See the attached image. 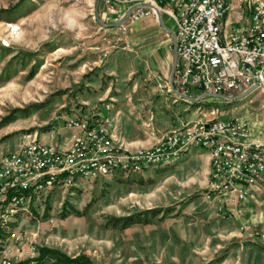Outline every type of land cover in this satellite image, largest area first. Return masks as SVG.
<instances>
[{
	"label": "rangeland",
	"instance_id": "374dc122",
	"mask_svg": "<svg viewBox=\"0 0 264 264\" xmlns=\"http://www.w3.org/2000/svg\"><path fill=\"white\" fill-rule=\"evenodd\" d=\"M95 1L0 0V158L31 140L66 150L76 132L68 121L107 120L111 141L133 152L207 119L227 120L250 99L264 106L258 90L235 101L181 99L168 86L170 35L156 21L149 38L128 20L123 35L101 27ZM103 7L108 12L98 0L99 21L113 23L101 17ZM206 154L190 147L170 163L93 181L73 176L15 209L0 204V252L10 264L31 261L39 247L90 264H264V228L241 225L233 205L218 210V198L204 199Z\"/></svg>",
	"mask_w": 264,
	"mask_h": 264
},
{
	"label": "built area",
	"instance_id": "2783aa9c",
	"mask_svg": "<svg viewBox=\"0 0 264 264\" xmlns=\"http://www.w3.org/2000/svg\"><path fill=\"white\" fill-rule=\"evenodd\" d=\"M117 21V7L150 4L172 25L176 65L172 85L185 96L195 93L234 97L246 91L264 93V0H101ZM155 19L150 8H134L127 20ZM120 35L124 28H117ZM124 49V47H122ZM76 130L69 148L57 150L31 140L0 158V204L15 209L53 185L70 178L93 181L105 176L138 172L144 166L170 163L190 147L208 151L210 181L205 200L226 205L264 192V143L244 144L248 125L239 118H210L198 126L164 135L147 149L129 152L115 145L104 121H68ZM57 130L49 131L54 138ZM223 205L218 208L221 210ZM7 250L0 264H10ZM21 253L15 254L20 259Z\"/></svg>",
	"mask_w": 264,
	"mask_h": 264
},
{
	"label": "crops",
	"instance_id": "0c3cea01",
	"mask_svg": "<svg viewBox=\"0 0 264 264\" xmlns=\"http://www.w3.org/2000/svg\"><path fill=\"white\" fill-rule=\"evenodd\" d=\"M130 5H127L126 3H120L118 5V9L124 13V11L129 8ZM101 17L103 19H113V15L106 12L105 7L102 8L101 11ZM164 20L167 21V26L169 27L170 21L164 17ZM162 17V22L165 24ZM138 28H142L143 30L152 28V22H155V19L152 17H145L142 19H139L138 21H135ZM143 34V37H151L154 31H147ZM142 37V38H143ZM152 50H159L160 46H156L154 48H151ZM161 52H163V49H161ZM163 53H161V57L158 59V55L155 53V56L158 60L157 63L163 64L161 59L164 60V57L162 56ZM170 99V97H169ZM177 98H173L170 100V104H175L177 102ZM183 109H179V112H184ZM229 117L226 119H233V118H239L241 120L246 121L248 125V137L241 141L244 144H251V143H264V106L257 105L252 99L248 100L246 103H243L239 105L238 107H234L228 111ZM115 138L120 139L123 143V145L127 147L134 148L136 146V142L133 140H127L129 139L128 135H124V137L117 136V133L113 130L112 131ZM132 137V136H131ZM206 160L208 163V155L206 154ZM252 198L247 197L245 201L238 202L236 205H233L232 211L235 215L236 220L241 224L245 225L250 228H254L255 226H259L261 228H264V192L261 190H254L252 192ZM249 230V228H248Z\"/></svg>",
	"mask_w": 264,
	"mask_h": 264
},
{
	"label": "water",
	"instance_id": "95a60500",
	"mask_svg": "<svg viewBox=\"0 0 264 264\" xmlns=\"http://www.w3.org/2000/svg\"><path fill=\"white\" fill-rule=\"evenodd\" d=\"M97 2H98V0H96L95 4H94L93 18L98 25H100L101 27H106V28H118L120 25H122L127 20L130 12L134 8L145 7V8H150L154 11L156 24L158 25L159 28H161L162 30L167 32L170 35V39H171L172 63H171V69H170L169 76H168V86H169V89L171 90V92L173 94L177 95L178 97H180L181 99H183L189 103H195L203 97L213 96V97H217L220 99H224L226 101H235V100H240L249 94V91H246V92L239 94L237 96H234V97L223 96V95L200 94L195 98H189V97L179 93L177 90L174 89V87L172 85L173 73H174V69H175V65H176V51H175L174 35L170 29H168L167 27L164 26V24L162 22L161 15L158 12V10L150 4H134V5H131L129 8H127L117 21H115L113 23H103V22L99 21V19L97 17V11H96Z\"/></svg>",
	"mask_w": 264,
	"mask_h": 264
},
{
	"label": "trees",
	"instance_id": "16d2710c",
	"mask_svg": "<svg viewBox=\"0 0 264 264\" xmlns=\"http://www.w3.org/2000/svg\"><path fill=\"white\" fill-rule=\"evenodd\" d=\"M46 261H51V264H90L85 257L69 258L54 249L44 247L37 249V256L31 261H22L16 264H44Z\"/></svg>",
	"mask_w": 264,
	"mask_h": 264
}]
</instances>
